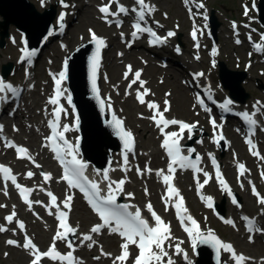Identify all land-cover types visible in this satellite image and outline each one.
Masks as SVG:
<instances>
[{
  "label": "snow or ice",
  "instance_id": "1",
  "mask_svg": "<svg viewBox=\"0 0 264 264\" xmlns=\"http://www.w3.org/2000/svg\"><path fill=\"white\" fill-rule=\"evenodd\" d=\"M61 4L64 7H68L65 3V0H60ZM190 0H185V3L188 4ZM113 3L119 4V0H109V2L105 5L99 7V11L104 14V18L107 19L108 16H119L121 13L127 15L129 9L124 5L120 4L118 7V11L112 12L111 6ZM136 4L138 8H133L131 11L136 12L138 17V22H136L133 27L135 31L132 32L133 38H139L138 33H148L151 37H153V43L160 42L163 43L167 37L175 36L176 33L173 31H169L167 33V37L161 38L157 35L156 32L152 30L151 27L142 26L140 21H145V15L147 13H152L155 11L154 6L149 5L146 3V0H136ZM200 8H203L204 5L200 4ZM191 11V9H189ZM248 9L245 7V15H247ZM66 13L60 14V27L63 30V21L65 18ZM207 17H205L206 19ZM118 24L122 23L120 21L117 22ZM158 23V22H157ZM235 27V25H234ZM91 33V39L96 44V53L92 57L91 61V73H92V88L95 92L97 90L96 87V74L97 68L100 62V50L103 47H106L105 40L96 35L94 31L91 29L89 30ZM51 34V33H50ZM123 36V33L121 34ZM264 36V34H262ZM192 37L194 40L197 38V30H193ZM251 39V36L249 37ZM239 42V41H237ZM130 46V45H129ZM196 47H199L197 43ZM255 47L259 50L264 52V45L257 44ZM177 52L180 51L179 47L176 49ZM35 55L34 51H25L23 59H28L30 62V58ZM122 55V53H121ZM199 59V57H196ZM129 74L134 75V79L131 80L129 87L132 84H136L138 81L143 87L146 81L141 80V70H137L133 73V69L131 65L127 66V71L125 72V79L128 78ZM67 75V62L64 64V71L58 74V77L54 76L53 79L55 81V95L49 98V103L58 106L54 108V115L55 119L49 121V127L51 129V135L46 137V140L51 142V150L55 153V158L59 161V163L63 166V175L61 179L66 181L67 185L70 189H79L81 193L84 194V197L87 199L89 205L93 209V211L98 215L100 223L94 225L90 229L89 234H85L83 239L85 241H91L93 244L95 241L93 240V236L91 233L99 234L103 229H108L111 233L118 234L123 243L120 245L121 253L115 257L113 264H126L128 258L130 257L131 253L129 251L130 245H135L138 248V255L135 256L133 264H175L172 257L169 255V252L166 250V242L172 239L171 234V225L168 222H165L163 218L154 210L153 205L149 202L146 205L148 212L151 214V217L154 221L153 225H150L149 221L143 218L141 210L137 207L135 211H129L130 207H134L129 204H119L117 203V198L121 193H124V184L126 183V179H120L119 181H113L109 177L107 171L102 173L103 180L108 181L107 183V192L102 194L104 191L101 189L100 184L98 181L91 180L87 175H85V171L88 167L87 163L82 159L78 158V149L79 144H72L69 143L67 139H65L63 132L59 131V121L61 113L66 114V109L60 105V98L63 95L61 91V82L66 78ZM204 73H197L196 76H203ZM20 89L13 86L10 82H5L3 78H0V103L6 102L8 100V94L11 93L13 96H18L20 93ZM149 94L148 89H144L143 92L139 90L136 93V98L141 104H145L146 101L144 99L145 96ZM170 95V94H168ZM68 102L71 103V97H67ZM200 104H204L203 99H198ZM233 102L228 100L226 103L222 104L221 107L225 110L229 109V105ZM103 104V102H102ZM147 107L150 110H154V114L150 117L153 121H155L157 127L160 129L161 133L164 135V140L162 142V147L166 150L167 155L170 157L171 162L168 165V174H165L164 170H158L156 174L163 178L164 184L167 186L166 189V196L163 197L164 203L166 205L165 210H168V205L170 201L178 202L174 203V207L176 210L177 218L179 219L181 225H185L186 222H189L191 226H185L184 230L187 232L188 236L191 237L192 248L195 249L197 246V240L201 237V230L198 222L191 216V215H184L182 213H187V208L184 204V198L180 195L179 189L174 186L172 183L174 179V173L176 172V165H179L181 169L186 167H191L195 169L197 172L203 171L202 169L197 167V163L191 160L190 156L182 155V150L180 146V138L181 134L187 130L188 132H192L193 129L196 128V124H190L178 119H167L165 118L164 112L170 111V102L165 100L164 101V110H160V105L156 102H147ZM206 111H211V109H207ZM243 116L244 121L251 127L256 125V120L253 118V114L248 112L241 113ZM77 125L79 123V117H76ZM112 123L117 130V135L124 142V147L126 152L124 153V170L128 171L127 162H128V153L134 150V143L135 138L133 133L130 130H126L124 128V121L118 119L115 114L112 117ZM211 123L215 128H217V122L213 118ZM170 125H178L180 131L179 132H165V128ZM3 124H0V133L3 132ZM14 130L19 131L14 127ZM68 126H64L63 131H68ZM224 137L221 134L219 139L216 140L217 143L220 140H223ZM247 143L255 148L253 145L252 140L248 139ZM49 145H45L48 147ZM5 147L7 148H14L16 150L17 156L20 159H28L32 161L37 168L41 167V165L36 164L35 159L31 156L29 149L23 146L17 145L13 141L5 142ZM190 151H195L194 149ZM253 155H259L257 151L252 152ZM264 158V157H262ZM199 157H197V161H199ZM213 164L215 165V158H212ZM241 172L244 171L245 166L243 164L238 165ZM151 173L153 170L150 167H147L144 170L137 169L138 174L143 175L145 173ZM0 175L3 176V180L5 181V187L7 186V182L11 181L13 185L19 190L21 197L23 198L24 202L31 208L33 201L29 199L31 192L33 189L27 188L19 183H17V177L13 175L12 169L6 165L0 164ZM35 174L31 171L27 172V177L31 178ZM44 177L45 181L51 180L50 173H41ZM97 175H101L100 171L97 170ZM209 173L205 172L204 176L209 177ZM264 176V173H262ZM216 179L224 187L226 191L231 194L230 188H228L226 181L222 178L221 173L219 171V167L217 166V175ZM199 187H203V184H200L197 181ZM208 183V179H205L204 184ZM253 194L258 197V202L261 205H264V197H261L260 194L256 191L255 186L253 185L252 188ZM147 194V189H145ZM47 195L51 198V206L45 205L46 208H49V214H53L51 212V208L54 207L57 209V216L56 218L59 221L58 231L56 232L55 236L53 237V242L49 246L48 250L41 251L38 246L31 240L29 237H25V242L23 243V248L26 250H30V254L33 257L31 260V264H41L42 259L48 258L52 261H59L61 264H81V261L74 256L75 248L73 247V242L68 239L69 235L75 236L77 233V229L70 226L68 223V212L61 209V206L57 204V196L54 195L52 192H48ZM128 196H132V193H127ZM208 201V207H213L211 203L212 197H201ZM73 197L72 195H66L65 199L62 201L63 209H70L71 201ZM35 203H41L40 201H35ZM233 203L238 204V201L233 197ZM0 207H4V205H0ZM16 216V212L13 211L10 215H8L5 219L8 223H12L14 217ZM244 221H246L249 235V241H253L252 233L254 232H261L264 233V229H261L256 226V222L249 217H242ZM227 224H231L235 227V222L232 220H225ZM19 228L24 229L25 225L21 221L19 222ZM8 231L7 228L0 226V232ZM63 240L67 243V247L71 249L66 254L61 253L58 251L56 247V241ZM200 243L208 244L211 243L212 246L216 249L217 257L219 259L221 251L227 252L231 255L232 261L234 264H246L250 257H246L242 253H237L234 246L231 243H227L219 239L215 236L211 231H209L208 236L206 238H200ZM7 244L20 246L19 242L16 240H8ZM91 247V245H89ZM168 247H172V245L168 244ZM101 252L105 256H111V253L103 252L101 248ZM175 253L177 255H182L184 260L187 261V264H192L189 260L187 253L180 247L179 244L175 245ZM7 255V253L5 254ZM99 259V257H95ZM165 258H167L165 260Z\"/></svg>",
  "mask_w": 264,
  "mask_h": 264
},
{
  "label": "rangeland",
  "instance_id": "2",
  "mask_svg": "<svg viewBox=\"0 0 264 264\" xmlns=\"http://www.w3.org/2000/svg\"><path fill=\"white\" fill-rule=\"evenodd\" d=\"M240 2H241V0H210L211 6L213 8L217 9V10H215V15L218 18L219 22H221V25H223L222 26L223 29H227L228 28V25L225 23V21L229 20L230 18H237V17L240 16V13H241ZM159 3L162 5V7L164 9L168 10L172 14V18L168 19L169 28H174L175 26H178V23L176 22L175 19L180 18L179 17V13L183 12L181 7H180V5H181L180 2L178 0H159ZM93 19H95L94 16H93ZM240 19H242V17H240ZM12 29L15 30V27L12 26ZM80 29L82 31L84 30V32H85V27H84L83 23H81ZM110 37H114V33L113 32L110 33ZM181 40L183 42H185V34L184 33L181 36ZM224 44H225L224 45L225 49L226 48H229V49L226 51V53L219 54L218 56H216L215 61L216 60L223 61L224 65L227 68V71L238 70L239 69L238 64H235V60L233 58L235 55H237L238 58H241L243 60V64H244L245 61H249V54H242L240 52V50H237V52L234 51L233 50V46L228 41H225ZM10 53L11 52H9V51L5 52L6 59H7V55L10 54ZM227 53H228L229 56H231L230 58H229V56L225 55ZM261 68L264 69V67H258V68H255L253 70L252 74H248V78L251 76V77H253V80L250 83L251 86L250 87L249 86H245L244 89H245V92L249 93L251 96L252 95H254V96L263 95V91H261V87H262L264 79L259 74V70ZM240 70L241 69H239V71ZM154 83L155 84L158 83L157 78L154 79ZM176 84L178 86L183 87L181 82H180V80H178ZM169 87H171V85L165 84L163 86H160V88H158L159 91H160L161 97H162V94H163L164 90L166 88H169ZM171 88H172L173 93L175 95L176 94L175 88L174 87H171ZM186 96L188 98L187 102H183V105L180 108V110L177 111V112L175 111L178 114L177 116L183 117V118H188L189 116L192 115V113L190 111L191 99H190V97H189V95L187 93V90H186ZM128 118H129V115H128ZM135 123L140 128V131H141V134H142V138H143V136L146 135V133H144L143 130H145L146 128L149 129V127L146 124H143L141 121H135ZM142 144H144V143H142ZM239 145L242 147V144H239ZM146 148L149 150V149H152L153 146H147ZM230 171H232L231 167H230ZM254 176H256V174ZM2 199H3L2 196H0V201ZM2 214H3V211L0 210V222H3V219L1 218ZM75 216H76V214H75ZM76 219L80 221V219H78L77 216H76ZM91 222H93V220L88 222L87 224L89 225V223H91ZM87 227L89 228V226H87ZM35 228L36 227L33 226V229H35ZM35 231H36V229H35ZM233 236H237V235H235V233H233L232 237ZM40 238L45 244H47V241H46V239H44V237H41V235H40ZM237 238L239 239L238 236H237ZM4 255H5V249L0 248V263L1 264H25V260H26L24 258L25 257V253L20 251V250H11L8 256L4 257ZM3 257H4V259H3ZM17 260H22V261L17 263ZM94 264H97V263H94ZM101 264H104V263L101 262Z\"/></svg>",
  "mask_w": 264,
  "mask_h": 264
},
{
  "label": "bare ground",
  "instance_id": "3",
  "mask_svg": "<svg viewBox=\"0 0 264 264\" xmlns=\"http://www.w3.org/2000/svg\"><path fill=\"white\" fill-rule=\"evenodd\" d=\"M17 9H18V10H21V9H22V5L20 4V6H18ZM113 67H114V68H118L117 65H114ZM158 72H159V70H158ZM168 85H171L172 87L175 88L176 94L174 95V103H175L174 111L177 112V111L180 110V108H181L182 105H183V99H184V100H186V99L188 100V98H187V96H186V91H185V88H184V87L178 86L176 83H174V82H172V81H169V82H168ZM19 95H20V93H19ZM182 95H183V97H182ZM181 100H182V101H181ZM186 102H187V101H186ZM185 104H186V103H185ZM133 107H134V104L131 103V102H129V103H128V114H129L130 117L132 118V119H130V122H133V116H134V114H133V112H132ZM133 123H134V122H133ZM144 133H146V135H145L144 137H147V138L149 139V141H150L149 145H150V146H153V145H154V141L152 142V140H153V136L150 134L149 130H148V132H144ZM33 137H36V134H34ZM142 142H143V141H142ZM40 150H41V149H40ZM38 151H39V150H38ZM42 151H43L42 154H45V150H42ZM39 152H40V151H39ZM48 162H50V160H49ZM16 163H20V162H16ZM227 165H228V166H226V169H227V168H230V167H229V163H227ZM229 181H230L231 185H234L232 179H230ZM149 192L151 193V196H152V197L156 196V190H155V189H153V190H149ZM138 193L141 194V195H140V198H145V197H146L144 193H141V191H139ZM246 199H247L248 203L251 205V204H252V200L250 199V197H248V198H246ZM83 215L85 216L86 214L80 212V208L78 207V209H77V211H76V216L78 217V219L83 220ZM164 215H165L167 218H170V213L165 212ZM84 223L86 224V222H84ZM50 230H51V229H50ZM105 232L109 233V236L116 237V236L112 235V233H111L108 229H106ZM97 235L99 236V234H97ZM95 236H96V235H94L93 239H95ZM98 236H96V237H98ZM116 238H117V237H116ZM81 239H83V237H82ZM88 242H90V241H88ZM88 242H87V243H88ZM239 242H240V245H241V247H242V248H241L242 250H247V251H250L251 253H254V251L257 249L256 246H250V245L246 244L245 242H242L241 240H239ZM118 245H119V240H118V239H115V241H114V247H117ZM26 261H27V258H26ZM26 264H27V263H26ZM30 264H31V263H30ZM99 264H101V263H99Z\"/></svg>",
  "mask_w": 264,
  "mask_h": 264
},
{
  "label": "water",
  "instance_id": "4",
  "mask_svg": "<svg viewBox=\"0 0 264 264\" xmlns=\"http://www.w3.org/2000/svg\"><path fill=\"white\" fill-rule=\"evenodd\" d=\"M260 10H261V21L264 23V0H261ZM32 18H33V15H32ZM23 20H24V17H23ZM17 21H18V23H17L18 26L21 27L22 29L28 31L29 34L32 35L33 33H37V34L41 33V30L39 28L33 26V19L30 21V24L32 26L26 24L25 22L24 23L21 22V20H17ZM72 75H73V86L72 87L77 94V101L79 102L80 105H82L84 107V102L81 99L82 91L80 90V86H79V82H78L79 76H77V70H76L75 62L72 65ZM242 80H243V78L240 79V83L242 82ZM84 118H85L86 123L88 125V123H89L88 115L85 114ZM95 127H96L95 139L91 138L90 131L88 130V126L85 129V134H86L88 143L95 141V149H96V151H98L100 153V149L102 147V130L98 127L97 124H95ZM106 143L109 144L108 142H106ZM87 154H88L90 159L96 160L95 159V155L97 154L96 152H88Z\"/></svg>",
  "mask_w": 264,
  "mask_h": 264
}]
</instances>
